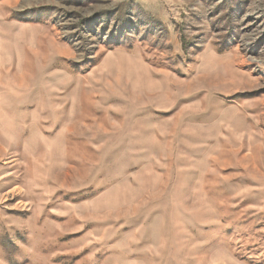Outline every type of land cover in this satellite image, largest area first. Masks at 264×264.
Wrapping results in <instances>:
<instances>
[{"label": "rangeland", "instance_id": "374dc122", "mask_svg": "<svg viewBox=\"0 0 264 264\" xmlns=\"http://www.w3.org/2000/svg\"><path fill=\"white\" fill-rule=\"evenodd\" d=\"M0 264H264V0H0Z\"/></svg>", "mask_w": 264, "mask_h": 264}, {"label": "bare ground", "instance_id": "6f19581e", "mask_svg": "<svg viewBox=\"0 0 264 264\" xmlns=\"http://www.w3.org/2000/svg\"><path fill=\"white\" fill-rule=\"evenodd\" d=\"M23 159H24V158H23ZM21 166H22V165H21ZM16 169H17V168H16ZM9 184H10V183H9ZM16 188H18V186H17ZM16 188H15V189H16ZM19 190H20V189H19ZM13 191H14V190H13ZM14 192H15V191H14Z\"/></svg>", "mask_w": 264, "mask_h": 264}]
</instances>
